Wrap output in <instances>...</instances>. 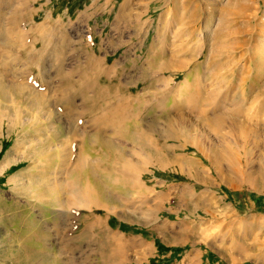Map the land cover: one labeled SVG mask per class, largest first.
<instances>
[{"label":"rangeland","instance_id":"obj_1","mask_svg":"<svg viewBox=\"0 0 264 264\" xmlns=\"http://www.w3.org/2000/svg\"><path fill=\"white\" fill-rule=\"evenodd\" d=\"M128 1L0 0V264H264V0Z\"/></svg>","mask_w":264,"mask_h":264},{"label":"bare ground","instance_id":"obj_2","mask_svg":"<svg viewBox=\"0 0 264 264\" xmlns=\"http://www.w3.org/2000/svg\"><path fill=\"white\" fill-rule=\"evenodd\" d=\"M130 1V0H129ZM128 1V2H129ZM127 3V2H126ZM230 9H232V8H230ZM235 10H236V8H235ZM242 11H243V9H241L240 7L239 8H237V12H236V14H238V15H242L243 13H242ZM228 12V11H227ZM230 12H233V10H231ZM229 12V13H230ZM228 13V14H229ZM225 14L227 15V13L225 12ZM236 16V15H235ZM260 33H262V36H264V31L263 32H260ZM259 34V33H258ZM157 38H155L156 40H155V42H154V44L152 45V47L150 48V52L151 53H153L154 54V51L156 50L158 53H160V55H165V53H166V45H167V43H168V34H167V32L165 31V29L164 28H162V29H160L158 32H157V36H156ZM261 37V36H260ZM264 38V37H263ZM217 39V38H216ZM255 39H257V38H255ZM260 40V39H259ZM256 41V40H255ZM264 43V42H263ZM204 45V44H203ZM190 47V46H189ZM225 47V46H224ZM202 48H203V46H202ZM166 49V50H165ZM218 49V48H217ZM210 50H212V49H210ZM226 50V49H225ZM190 51V50H189ZM259 51H262L261 53L260 52H257L256 53V55L258 56H262L263 58H264V47H263V49H261V50H259ZM213 52V51H212ZM199 53V52H198ZM208 59V58H207ZM224 61V60H223ZM227 63V62H226ZM252 63H253V65H252V67L250 68V69H248L247 70V72H250V71H253V75L251 76V79H250V75H247V78H245L244 80H243V84H244V88H245V90L242 92V98L244 99V100H246V97L248 96V95H250V96H252L251 98V104H252V106H259L260 108H259V113H260V115L262 114L263 115V117H264V102L262 101L261 103H257V101H259L258 99H260V97H262V100H263V93L261 92V93H259V94H256L255 93V95H254V92L256 91V88H257V86H258V83H259V81H260V79H259V77H260V71H261V67L263 68L264 67V62L263 63H258L257 62V60L256 59H254L253 61H252ZM223 64H224V62H223ZM222 65V64H221ZM230 66V65H229ZM216 68V67H215ZM214 68V69H215ZM230 68V67H229ZM167 68H162L161 70H160V74H162L165 70H166ZM235 69V68H234ZM236 71L234 70L233 72H232V76H234V73H235ZM230 75V74H229ZM228 77V76H227ZM233 80V79H232ZM166 81V80H165ZM172 81V79L170 80V82H166L167 83V86L166 87H168V89H166L167 90V92H163V94H161V92L158 90V89H156L155 91H154V100L156 101V98L158 99V101H157V103H158V105L160 106H162V105H164V104H166L167 103V101H168V99H170V97H176V96H178V97H180L181 95H182V91L180 90V88H183V87H179V89L177 88V87H174V85H173V83L171 82ZM230 81H231V79H230ZM234 81V80H233ZM232 82V81H231ZM230 83V82H229ZM234 83V82H233ZM184 84V83H183ZM182 84V85H183ZM231 85H232V83H231ZM175 88H177V89H175ZM201 88V87H200ZM202 89V88H201ZM165 90V89H164ZM220 91V90H219ZM213 92V91H212ZM257 92V91H256ZM208 94V93H207ZM161 96V99L160 98H158V96ZM231 94H230V92H228L226 95H224L223 97L225 98V101H224V99H223V101L222 100H220V101H222V102H220V103H215V102H213V99H212V97H211V95L210 96H205L202 100H196V104H201V105H203V106H205L206 108L208 107V108H210L211 109V107H212V111H214L213 112V114L211 115V116H209L208 115V111H209V109L207 108V109H203L202 111H200L199 113H198V119L197 120H201V121H203L202 123H204V124H206V125H208V126H211V125H216V126H222L226 121H233V120H231L228 116H226L227 114L225 113V112H222V111H225V109H226V101L227 100H229V98L231 97L230 96ZM259 95H260V97H259ZM159 96V97H160ZM210 97H211V99H212V101H210ZM217 97H218V95H217ZM233 97H235V98H237L238 97V95L237 94H235V96H233ZM234 98V99H235ZM239 98V97H238ZM179 99V98H178ZM261 100V99H260ZM260 102V101H259ZM242 103H245V101H243ZM194 104V102L192 103L191 101L187 104V106H194L193 105ZM155 105H156V107H157V104L155 103ZM232 105V104H231ZM196 106V105H195ZM196 108H197V106H196ZM118 109H120V108H118ZM258 109V108H257ZM122 112V111H121ZM115 113H117V111L115 112ZM240 114V113H239ZM258 114V113H257ZM116 115V114H115ZM122 115V114H121ZM176 117H178V119H179V117H180V115H178V116H176ZM240 117V116H239ZM229 120H228V119ZM180 120H182V119H179V125H180ZM235 120V122L237 121L236 119H234ZM176 120L174 119V118H171V119H169L168 121H167V123H168V132H173V133H175V134H177V133H181V132H183L182 130H180L179 129V127L177 126L178 125V123L177 122H175ZM234 122V123H235ZM263 122V121H262ZM182 124H183V126L185 125V122H184V120H182V122H181ZM227 123V122H226ZM225 123V124H226ZM192 124V123H191ZM187 125H189V124H187ZM186 126V125H185ZM181 127V126H180ZM188 127V126H187ZM194 128H195V125L193 126ZM192 127V128H193ZM188 130V129H187ZM186 130V131H187ZM149 133V132H148ZM167 138H169V137H167ZM145 146H147V145H145ZM150 147L151 148H153V150L154 151H157L158 152V149H159V147L157 148V144H155V143H151L150 144ZM200 148V147H199ZM69 149H67V151H68ZM71 150V149H70ZM203 151H204V149H203ZM73 154V153H72ZM226 159L227 160H231L232 159V153L230 152V151H226ZM74 156V155H73ZM73 156H71L72 158H73ZM76 156V158H75V161L76 162H78V160H76V159H79V158H77V155H75ZM82 159V158H81ZM73 160V159H72ZM153 160V159H152ZM151 160V162L149 163L150 165L151 164H154L155 163V160H153L152 161ZM86 162V160L85 159H82V161L81 162ZM76 162H74V163H76ZM73 163V162H72ZM214 163V162H213ZM215 165H217L218 166V163L215 161V163H214ZM72 166V165H71ZM182 166V165H181ZM159 167V166H158ZM6 168V167H5ZM77 169L78 168H80V166L79 167H76ZM93 168V167H92ZM160 168L161 169H165V166H162V165H160ZM217 168V167H216ZM81 169L83 170V166H81ZM94 169V168H93ZM79 171V170H78ZM77 171V172H78ZM81 171V170H80ZM79 171V172H80ZM221 171V170H220ZM3 172V169H0V174ZM81 173V172H80ZM124 176V175H123ZM132 176V175H131ZM130 175H129V177H131ZM77 177V176H76ZM79 181H81L83 178L80 176L79 178H77ZM136 180H138L137 178H136ZM60 181V180H59ZM70 181V180H69ZM62 182V181H61ZM67 183H68V181H67ZM71 183V182H70ZM76 183V182H75ZM77 185V184H76ZM75 185V186H76ZM60 187V185H56V190L58 189ZM88 187V186H87ZM87 187H82V189H79L78 191H77V193H76V195H77V198H79L78 200H83L84 202H85V206L86 207H90L91 208V205H92V203L90 204V205H87V199H88V197L91 195V190H88V188ZM68 189L69 188H74L73 186H71V185H69L68 184V187H67ZM63 189V188H62ZM72 189H70V191L72 190ZM72 191H74V189L72 190ZM64 192V191H63ZM57 193V192H56ZM68 193V192H67ZM71 193V192H70ZM72 194V193H71ZM70 195V194H69ZM72 195H74V193L72 194ZM72 195H70L69 196V198L70 197H72ZM73 199H75L74 198V196L72 197ZM91 198H89V200H90ZM69 203L71 202V200H69L68 201ZM72 202H75V201H72ZM55 204H56V206L59 208V207H61V206H63V202H62V193H57L56 194V199H55ZM71 204V203H70ZM74 204V203H73ZM72 204V205H73ZM89 204V203H88ZM155 204V203H154ZM76 205V204H75ZM83 206V205H82ZM99 205H96V207H98ZM99 207H102V206H99ZM154 209H155V207H154ZM108 212H110V209L108 210ZM205 232V231H204ZM116 258H118V257H116ZM198 259V254H196V253H191L188 257H187V260L189 261V262H194V261H196ZM126 260V259H125ZM124 260V261H125ZM120 261V260H119ZM127 261V260H126ZM120 263V262H119Z\"/></svg>","mask_w":264,"mask_h":264},{"label":"crops","instance_id":"obj_3","mask_svg":"<svg viewBox=\"0 0 264 264\" xmlns=\"http://www.w3.org/2000/svg\"><path fill=\"white\" fill-rule=\"evenodd\" d=\"M4 171V170H3ZM2 174V173H1Z\"/></svg>","mask_w":264,"mask_h":264}]
</instances>
